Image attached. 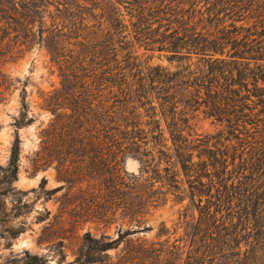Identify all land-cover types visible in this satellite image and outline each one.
<instances>
[{
  "label": "trees",
  "instance_id": "1",
  "mask_svg": "<svg viewBox=\"0 0 264 264\" xmlns=\"http://www.w3.org/2000/svg\"><path fill=\"white\" fill-rule=\"evenodd\" d=\"M35 45L60 77L44 98L55 116L45 142L87 192L96 181L97 220L123 208L141 222L169 200L188 199L185 218L199 213L186 237L129 241L117 264H264V0H0V104L17 84L4 63ZM157 52L167 64L152 62ZM26 94L16 130L34 120ZM20 142L16 133L0 167V236L10 238L23 228L5 223L29 210L19 196L11 211L1 200L21 193ZM128 156L140 173L123 169ZM119 243L87 231L70 264L108 263ZM23 260L49 264L28 251Z\"/></svg>",
  "mask_w": 264,
  "mask_h": 264
},
{
  "label": "rangeland",
  "instance_id": "2",
  "mask_svg": "<svg viewBox=\"0 0 264 264\" xmlns=\"http://www.w3.org/2000/svg\"><path fill=\"white\" fill-rule=\"evenodd\" d=\"M145 52L143 47L139 49L144 57L151 55V52ZM151 60L167 64L158 52ZM2 69L17 84L8 93L7 100L0 104V167L8 164L18 133L21 140L20 163L14 185L21 193L3 195L1 200L11 211V207L18 203L16 196H19L21 204H27L29 210L25 214L12 215L5 223L7 227H22L23 230L14 238L0 236V264H23L26 251L45 258L49 264H70L78 257L82 238L87 231L97 238L105 235L108 241L120 237L119 246L106 251L109 261L105 264H117L119 257L129 252V241L140 239L150 244L168 237L171 242L186 237L187 221L192 220L194 215L199 218V213H194L192 209L190 216L185 218L188 199L184 202L169 200L141 222L132 221L123 208L110 215L107 221L97 220L100 198L96 181L91 182V190L87 192L88 180L79 173L67 172L63 165L59 166L55 142H45L54 130L52 124L55 117L44 106L45 94L60 87V77L50 62L47 50L35 45L17 60L5 62ZM23 86L27 91L29 116H33L34 120L16 130L13 122L20 112ZM198 127L201 131H215L210 119L201 118ZM93 154L94 150L91 156ZM45 161L46 166L37 168ZM122 166L129 173L141 172V162L133 156L125 158ZM0 177L3 178V172ZM2 187L0 185L1 190Z\"/></svg>",
  "mask_w": 264,
  "mask_h": 264
}]
</instances>
